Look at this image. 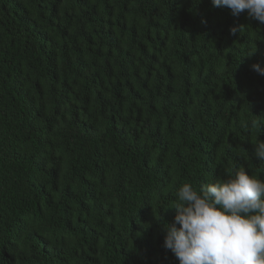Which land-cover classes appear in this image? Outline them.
Wrapping results in <instances>:
<instances>
[{
  "label": "trees",
  "instance_id": "trees-1",
  "mask_svg": "<svg viewBox=\"0 0 264 264\" xmlns=\"http://www.w3.org/2000/svg\"><path fill=\"white\" fill-rule=\"evenodd\" d=\"M253 64L212 0H0V264H179L178 187L264 179Z\"/></svg>",
  "mask_w": 264,
  "mask_h": 264
},
{
  "label": "clouds",
  "instance_id": "clouds-1",
  "mask_svg": "<svg viewBox=\"0 0 264 264\" xmlns=\"http://www.w3.org/2000/svg\"><path fill=\"white\" fill-rule=\"evenodd\" d=\"M212 5L228 7L233 15L246 11L264 24V0H212ZM252 68L264 75L259 64ZM253 153L264 160V140L253 145ZM169 206L175 215L162 223L163 247L179 264H264V179L240 167L199 189L183 183Z\"/></svg>",
  "mask_w": 264,
  "mask_h": 264
}]
</instances>
